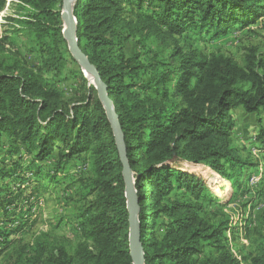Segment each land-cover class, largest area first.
<instances>
[{
    "label": "trees",
    "instance_id": "1",
    "mask_svg": "<svg viewBox=\"0 0 264 264\" xmlns=\"http://www.w3.org/2000/svg\"><path fill=\"white\" fill-rule=\"evenodd\" d=\"M18 1L33 12L15 20L48 34L51 44L37 68L0 36V180L20 182L30 173L45 188L57 186L84 158L92 176L82 181L83 197L92 199L80 208L83 239L73 253L52 250L47 263L132 264L122 164L97 90L82 69L74 72L77 91L45 73L60 74L66 56L77 62L63 37L62 7L54 9L62 0ZM6 4L0 0V11ZM73 13L80 47L107 84L125 132L146 264H242L228 244L226 222L204 210L209 187L195 169L208 165L234 178L251 165L232 146L230 113L243 109L263 126L264 58L256 49L243 64L204 53L190 31L219 39L248 27L264 15V0H76ZM137 34L172 43L133 61L125 50ZM9 190H0L5 204L14 202ZM243 261L264 264V236Z\"/></svg>",
    "mask_w": 264,
    "mask_h": 264
},
{
    "label": "rangeland",
    "instance_id": "2",
    "mask_svg": "<svg viewBox=\"0 0 264 264\" xmlns=\"http://www.w3.org/2000/svg\"><path fill=\"white\" fill-rule=\"evenodd\" d=\"M59 7H62V3L54 7L55 11ZM32 12L18 0H7L0 11V36L6 35V46L19 50L26 62L41 68L51 37L41 32L39 35L15 20L29 18ZM190 32L193 46L204 53L232 56L243 64L249 50L256 49L258 56L264 58V15L248 27L232 28L219 39L208 33ZM167 40L154 37L144 39L137 34L127 42L125 51L133 61L146 60L159 53ZM168 42L172 43L171 40ZM79 69L80 65L66 56L60 74L54 71L45 73L61 87L77 91L78 79L74 72ZM230 116L234 122L232 146L251 165L244 166L238 176L233 174L234 178L230 177L229 171L226 175H219L208 165H201L195 171L205 178L209 187L210 196L204 203L205 212L212 220L226 222L228 244L232 243L238 259L246 264L244 257L256 252L264 236V122L262 126L258 116L248 114L243 109L231 111ZM261 117L264 121V114ZM3 153L0 150V155ZM29 160L23 153L22 164L28 165ZM245 173L248 177L243 175ZM62 175L65 178L60 184H48V188L44 186L46 181L38 182L30 173H25L20 182L16 177L0 180V190L8 189L9 192L10 187L13 191L9 196L14 199L13 203L5 204L3 198L6 192L0 193V264H49L52 250L66 247L73 253L83 239L80 208L92 197L84 199L82 181L92 173L84 165V158H78ZM18 186H21L20 189Z\"/></svg>",
    "mask_w": 264,
    "mask_h": 264
},
{
    "label": "water",
    "instance_id": "3",
    "mask_svg": "<svg viewBox=\"0 0 264 264\" xmlns=\"http://www.w3.org/2000/svg\"><path fill=\"white\" fill-rule=\"evenodd\" d=\"M75 1L76 0H62L61 17L64 27L62 31L63 37L67 42L69 52L80 65L84 76L87 78L84 73L85 71L92 76V84L97 90L98 97L104 106L107 118L110 122L122 164V175L125 182V196L128 208V241L130 257L132 259V264H146L144 247L141 241V222L139 217L141 207L135 187V173L128 158L125 132L115 110L113 100L110 98L107 84L102 79L97 67L90 61L80 47L77 37V20L73 13Z\"/></svg>",
    "mask_w": 264,
    "mask_h": 264
},
{
    "label": "bare ground",
    "instance_id": "4",
    "mask_svg": "<svg viewBox=\"0 0 264 264\" xmlns=\"http://www.w3.org/2000/svg\"><path fill=\"white\" fill-rule=\"evenodd\" d=\"M84 73L86 74L87 78H89L90 82L93 83L92 76L87 71H85Z\"/></svg>",
    "mask_w": 264,
    "mask_h": 264
},
{
    "label": "built area",
    "instance_id": "5",
    "mask_svg": "<svg viewBox=\"0 0 264 264\" xmlns=\"http://www.w3.org/2000/svg\"><path fill=\"white\" fill-rule=\"evenodd\" d=\"M136 190H137V189H136ZM229 245H230L231 251H232V252H233V253H234L236 256H238V255H237V252H235V251H234V248H233V245H232V243H231V244H229ZM238 258H239V257H238Z\"/></svg>",
    "mask_w": 264,
    "mask_h": 264
},
{
    "label": "crops",
    "instance_id": "6",
    "mask_svg": "<svg viewBox=\"0 0 264 264\" xmlns=\"http://www.w3.org/2000/svg\"><path fill=\"white\" fill-rule=\"evenodd\" d=\"M50 165V163H48Z\"/></svg>",
    "mask_w": 264,
    "mask_h": 264
}]
</instances>
